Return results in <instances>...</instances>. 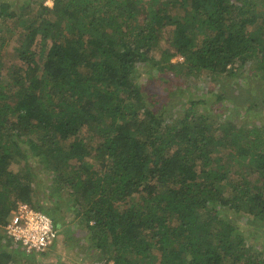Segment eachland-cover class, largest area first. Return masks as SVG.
<instances>
[{"label":"trees","instance_id":"16d2710c","mask_svg":"<svg viewBox=\"0 0 264 264\" xmlns=\"http://www.w3.org/2000/svg\"><path fill=\"white\" fill-rule=\"evenodd\" d=\"M160 1L53 0L23 24L7 78L0 53V224L18 201L44 212L33 180L45 163L44 183L69 188L104 264H264V246L253 250L230 215L264 226V125L219 127L193 107L164 120L138 83L142 65L216 76L255 62L264 77V0ZM31 13L0 0V19ZM84 128L98 138L96 164L86 142L67 144ZM136 194L141 202L120 205ZM19 250L1 251L0 264Z\"/></svg>","mask_w":264,"mask_h":264},{"label":"rangeland","instance_id":"374dc122","mask_svg":"<svg viewBox=\"0 0 264 264\" xmlns=\"http://www.w3.org/2000/svg\"><path fill=\"white\" fill-rule=\"evenodd\" d=\"M6 1L12 3L13 8L18 10L24 6H29L33 13L25 15L21 19L15 18L8 21L0 19V53L3 66L1 74L5 78L10 75L9 67L15 62L14 47L17 44L19 34L25 30L23 25L25 21L37 14L39 15L42 12V4L49 7L53 6V0ZM143 1L148 6L154 7H161L163 4L160 0ZM172 13L180 16L185 14L182 8H174ZM46 15L49 16L50 14ZM67 33L73 37V31L70 27H68ZM166 40L163 39L162 43L171 50L170 42ZM46 44L50 45L51 41L47 40ZM41 45V40L38 39L34 46L35 50L40 51ZM152 55L158 58L159 53L153 51ZM171 61L174 63L183 62L184 58L178 55ZM232 70L231 74L221 73L216 76L208 71L188 75L186 68H182L181 72L176 74L171 70L163 73L151 65H142L138 70V83L142 87L146 102L164 120H171L172 117L184 113L185 109L193 107L195 111L207 114L211 121L219 127L221 125L226 126V123L231 120L264 125V77L262 71L258 69L255 62L243 64L237 62ZM219 96H222V99H219ZM223 132L224 129L220 128V133ZM75 139H81L87 143L90 155L86 159L90 160V164H96L95 146L98 138L87 128H84L77 138L69 139L67 144ZM242 161L238 160L240 164ZM246 161L249 162L247 159ZM22 162L15 164L12 169L21 170L24 164ZM45 162L48 164L49 160L45 159ZM35 171L36 175L33 180L34 200L36 204L43 207L44 212H54L62 222L59 238L50 248L42 252L22 255L23 251H14L12 264H96L103 262V260H97L95 250L90 247L91 241L81 219V210H78L77 205L71 202L69 188L60 190L58 180L54 176L49 183H44L42 174L46 171L45 163L38 164ZM251 179L254 180L253 175ZM141 201V195L136 194L126 203L120 205L126 207ZM230 215L237 220L238 224L246 228L248 237L254 240L253 250L264 246V226L261 223L258 225L251 224L250 216L246 212H242L241 216L234 213ZM5 238L7 237L2 224H0V252L15 250V244H11ZM154 250L155 254L160 256L156 247Z\"/></svg>","mask_w":264,"mask_h":264},{"label":"built area","instance_id":"2783aa9c","mask_svg":"<svg viewBox=\"0 0 264 264\" xmlns=\"http://www.w3.org/2000/svg\"><path fill=\"white\" fill-rule=\"evenodd\" d=\"M3 229L6 237L28 254L47 250L59 238L52 217L23 201H18L11 210Z\"/></svg>","mask_w":264,"mask_h":264}]
</instances>
